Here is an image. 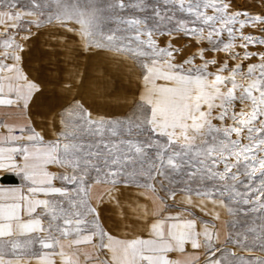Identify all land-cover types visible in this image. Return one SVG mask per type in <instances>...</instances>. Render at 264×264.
Listing matches in <instances>:
<instances>
[{"label": "rangeland", "instance_id": "1", "mask_svg": "<svg viewBox=\"0 0 264 264\" xmlns=\"http://www.w3.org/2000/svg\"><path fill=\"white\" fill-rule=\"evenodd\" d=\"M0 7L75 34L92 53L90 78L108 82V117L73 103L58 119L60 163L72 185L126 183L164 208L215 220L220 226L191 264H264V0ZM98 94L93 84L89 96Z\"/></svg>", "mask_w": 264, "mask_h": 264}, {"label": "crops", "instance_id": "2", "mask_svg": "<svg viewBox=\"0 0 264 264\" xmlns=\"http://www.w3.org/2000/svg\"><path fill=\"white\" fill-rule=\"evenodd\" d=\"M76 40L59 25L0 7V264L196 262L198 246L220 226L215 220L164 208L134 185L98 179L79 191L67 179L62 110L73 103L90 116L114 110L102 97L107 80L90 78L92 53ZM79 199L94 226L80 215Z\"/></svg>", "mask_w": 264, "mask_h": 264}]
</instances>
